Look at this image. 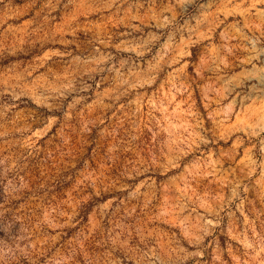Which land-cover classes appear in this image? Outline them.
<instances>
[{
  "label": "rangeland",
  "instance_id": "374dc122",
  "mask_svg": "<svg viewBox=\"0 0 264 264\" xmlns=\"http://www.w3.org/2000/svg\"><path fill=\"white\" fill-rule=\"evenodd\" d=\"M0 264H264V0H0Z\"/></svg>",
  "mask_w": 264,
  "mask_h": 264
}]
</instances>
